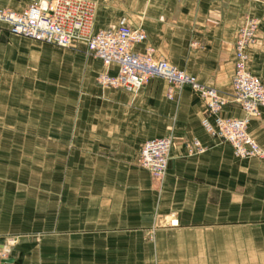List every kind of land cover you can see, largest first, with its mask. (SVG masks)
<instances>
[{"label":"crops","instance_id":"1","mask_svg":"<svg viewBox=\"0 0 264 264\" xmlns=\"http://www.w3.org/2000/svg\"><path fill=\"white\" fill-rule=\"evenodd\" d=\"M36 1L0 0V11ZM90 1L95 32L122 21L143 30L137 53L152 49L229 100L238 34L255 20L247 68L264 85V0ZM105 73L115 77L118 66L105 67L84 46L59 48L0 27V259L264 264V161L241 159L213 137L206 125L216 129L215 119L189 88L169 97L168 82L154 78L130 93L99 85ZM221 116L246 114L231 104ZM248 132L264 150V108ZM166 137L173 144L158 185L138 158L144 143ZM196 141L204 151L189 154Z\"/></svg>","mask_w":264,"mask_h":264},{"label":"built area","instance_id":"2","mask_svg":"<svg viewBox=\"0 0 264 264\" xmlns=\"http://www.w3.org/2000/svg\"><path fill=\"white\" fill-rule=\"evenodd\" d=\"M95 19L96 4L90 0H38L23 12L0 11V27L7 25L11 34L64 49L81 45L105 67L118 66L115 77L105 73L97 79L101 86L137 93L149 80L159 78L168 82L169 97L176 90L189 88L204 103L208 116L215 119L216 129L206 125L213 137L231 144L241 159L264 161V150L248 132L250 119L258 117L260 109L264 108V85L247 68V51L257 43V21L247 20L238 34L233 91L229 100L168 61L155 59L152 49L137 53L135 47L146 40L143 30L122 21L116 28L95 32ZM231 104L240 107L246 117L224 119L221 112ZM172 144V138L166 137L140 147L138 165L149 171L158 185L167 173ZM187 150L189 154L204 151L197 141L189 144Z\"/></svg>","mask_w":264,"mask_h":264},{"label":"water","instance_id":"3","mask_svg":"<svg viewBox=\"0 0 264 264\" xmlns=\"http://www.w3.org/2000/svg\"><path fill=\"white\" fill-rule=\"evenodd\" d=\"M0 264H14V261L11 259H0Z\"/></svg>","mask_w":264,"mask_h":264},{"label":"bare ground","instance_id":"4","mask_svg":"<svg viewBox=\"0 0 264 264\" xmlns=\"http://www.w3.org/2000/svg\"><path fill=\"white\" fill-rule=\"evenodd\" d=\"M169 225H170V224H169ZM11 243L13 244L14 242L12 241ZM4 247H6V246H4ZM6 249L8 250V248H7V247H6ZM6 249H5V250H6ZM1 250H2V249H1Z\"/></svg>","mask_w":264,"mask_h":264},{"label":"rangeland","instance_id":"5","mask_svg":"<svg viewBox=\"0 0 264 264\" xmlns=\"http://www.w3.org/2000/svg\"><path fill=\"white\" fill-rule=\"evenodd\" d=\"M2 11H3V10H2ZM152 237H153V236H152ZM152 237H151V238H152ZM12 240H13V239H12Z\"/></svg>","mask_w":264,"mask_h":264}]
</instances>
